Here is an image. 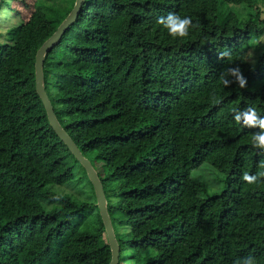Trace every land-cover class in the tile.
Instances as JSON below:
<instances>
[{"label":"trees","instance_id":"trees-1","mask_svg":"<svg viewBox=\"0 0 264 264\" xmlns=\"http://www.w3.org/2000/svg\"><path fill=\"white\" fill-rule=\"evenodd\" d=\"M74 2L37 0L13 43L0 44V264L111 260L84 169L43 109L15 110L2 75L34 85L36 53ZM263 9L264 0H85L44 56L55 117L102 184L118 264H237L249 255L264 264V180H242L264 171L251 144L259 129L233 119L249 107L264 117V89L250 88L264 80ZM170 12L191 17L193 33L169 36L157 20ZM223 51L231 55L220 59ZM237 66L247 86L224 87L222 71ZM123 120L145 126L128 144ZM218 147L232 164L222 191L207 196L190 173ZM245 155L251 160L243 166ZM75 170L89 188L84 200L56 190Z\"/></svg>","mask_w":264,"mask_h":264},{"label":"rangeland","instance_id":"rangeland-1","mask_svg":"<svg viewBox=\"0 0 264 264\" xmlns=\"http://www.w3.org/2000/svg\"><path fill=\"white\" fill-rule=\"evenodd\" d=\"M37 0H2L0 3V44H12L14 31L20 28L24 24L30 15L32 14L33 7L36 5ZM87 3V8H88ZM264 12V9L263 11ZM190 33H193V30L189 29ZM251 57L253 54L251 53ZM2 75L12 83L11 89V103L14 106L15 110L19 112V105L24 104L29 106V111H20L21 113H37L42 112L41 105L38 102L37 96L35 95V89L33 81L31 78H25L20 76H9L7 73L2 72ZM252 90L263 88L264 89V80L252 83L250 85ZM120 125L123 129V138L124 143H130L132 135L141 130H144V125H139L133 120H123ZM232 154L230 151L224 147H218L214 152L209 155L204 163L194 169L190 173V178L203 182L207 185V196L216 194L222 191L224 187V177L231 168L232 164ZM250 156L245 155L241 158V165L245 166L250 163ZM100 172V168H97ZM240 168H236V171H239ZM97 172V171H96ZM234 177H237V174H234ZM80 178V173L75 170L74 175L70 182L66 183L60 188H57V191H61L65 194H72L71 196L77 197L84 200L89 193V188L80 183L78 179ZM96 220L95 217L92 218L91 222ZM261 247H264V240L260 243Z\"/></svg>","mask_w":264,"mask_h":264},{"label":"water","instance_id":"water-1","mask_svg":"<svg viewBox=\"0 0 264 264\" xmlns=\"http://www.w3.org/2000/svg\"><path fill=\"white\" fill-rule=\"evenodd\" d=\"M85 0H75L74 5L70 13L64 19V21L59 25L53 35L46 40L43 45L39 48L35 56L34 63V89L35 94L38 97L43 110L45 112L48 124L58 139L67 147L69 153L78 162V164L84 169L87 178L93 188L94 196L96 200V205L98 208L99 216L102 225L105 230L107 243L110 249L111 260L109 264H118L120 250L118 243L116 242L112 224L107 212V202L104 196L102 184L97 176V172L93 169L90 162L83 157L77 146L67 135V133L62 129L58 123L52 105L48 99L45 92L44 82H43V61L44 56L50 51L53 46L62 38L64 33L73 25V23L78 18L82 11ZM1 3V0H0Z\"/></svg>","mask_w":264,"mask_h":264},{"label":"clouds","instance_id":"clouds-1","mask_svg":"<svg viewBox=\"0 0 264 264\" xmlns=\"http://www.w3.org/2000/svg\"><path fill=\"white\" fill-rule=\"evenodd\" d=\"M159 25H162L167 30L169 36L174 39H183L189 35V29L195 27L192 23L191 17H181L176 13H169L167 16H160L157 20ZM229 51H223L219 53L220 59L230 56ZM251 57V53L249 54ZM231 78V79H230ZM223 86L229 87L235 83L239 88L244 89L247 86V80L244 77L241 69L237 67H228L222 71L220 77ZM214 102H218L213 97ZM233 119L242 127L259 129L258 132L252 134L251 144L254 149L259 151L261 156H264V117L258 115L255 107L246 108L243 112L236 111ZM259 169L264 170V159H262L258 165ZM242 180L247 184H255L261 180H264V171H259L256 175H250L245 172L242 175ZM237 264H255V258L249 255L237 261Z\"/></svg>","mask_w":264,"mask_h":264}]
</instances>
